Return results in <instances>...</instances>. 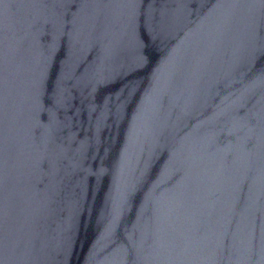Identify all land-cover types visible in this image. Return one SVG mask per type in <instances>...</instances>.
Wrapping results in <instances>:
<instances>
[{
	"label": "water",
	"instance_id": "obj_1",
	"mask_svg": "<svg viewBox=\"0 0 264 264\" xmlns=\"http://www.w3.org/2000/svg\"><path fill=\"white\" fill-rule=\"evenodd\" d=\"M0 264H264V0H0Z\"/></svg>",
	"mask_w": 264,
	"mask_h": 264
},
{
	"label": "snow or ice",
	"instance_id": "obj_2",
	"mask_svg": "<svg viewBox=\"0 0 264 264\" xmlns=\"http://www.w3.org/2000/svg\"><path fill=\"white\" fill-rule=\"evenodd\" d=\"M138 55H139V54H138ZM139 57H140V62H143V57L140 56V55H139Z\"/></svg>",
	"mask_w": 264,
	"mask_h": 264
}]
</instances>
